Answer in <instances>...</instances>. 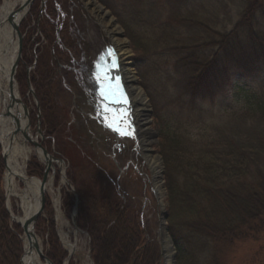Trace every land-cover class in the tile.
Masks as SVG:
<instances>
[{
  "label": "rangeland",
  "instance_id": "rangeland-1",
  "mask_svg": "<svg viewBox=\"0 0 264 264\" xmlns=\"http://www.w3.org/2000/svg\"><path fill=\"white\" fill-rule=\"evenodd\" d=\"M58 1L70 2V9L64 6L63 12L72 21V32L63 29L56 35L54 25L60 20L53 0H34L18 26L22 43L14 77L18 98L28 110L29 135L53 159L62 161L53 162V169L48 170L47 182L51 178L52 185L45 187L43 212L33 228L39 249L52 264H94L91 237L77 223L79 193L95 203L98 213L114 212L115 206L122 205L119 197L123 196L130 220L137 212L141 215L148 264H172L173 252L163 250L159 239L162 212L175 251L174 264H178L167 222L170 205L165 156L181 141L194 146L192 150L199 154L205 153V147L219 148L222 138L236 139L250 127L254 113L264 106V66L249 76L234 70L227 77L222 74L217 92L218 79L212 78V74L219 75L221 66L211 63L219 53V36L233 30L246 0H94L110 13L122 31L121 38L128 41L131 70L149 101L146 118L154 131L153 155L161 162L163 206L141 147L127 143V148L117 153L112 136L93 117L90 63L111 41L83 2ZM46 2L47 7L43 5ZM3 3L0 0V7ZM260 3L255 31H264V22H260L264 0ZM19 6L15 4L12 10ZM184 58L186 67H181ZM204 82L206 91L200 90ZM37 123L40 134H36ZM26 146L32 152L25 164L26 176L41 181L45 163L34 154L31 143ZM2 154L0 146V231L2 218L7 225L0 247L7 264H20L24 236L12 217L22 216L21 202L6 197ZM37 168L41 176L35 173ZM23 190L24 185L17 181V192ZM75 229L81 232L78 242ZM64 237L75 246V254L68 253ZM57 254L60 258H53ZM218 257L219 264H264V231L256 239L222 247ZM199 259V264L210 260L208 251Z\"/></svg>",
  "mask_w": 264,
  "mask_h": 264
},
{
  "label": "trees",
  "instance_id": "trees-1",
  "mask_svg": "<svg viewBox=\"0 0 264 264\" xmlns=\"http://www.w3.org/2000/svg\"><path fill=\"white\" fill-rule=\"evenodd\" d=\"M260 9V0H246L233 30L219 36V53L211 60L221 65L219 75L212 74L218 79L216 92L219 80L232 70L249 76L264 66V31H255V14ZM260 20L264 22V17ZM186 63L187 58L182 59L181 67ZM201 87L208 90L205 82ZM258 109L254 123L236 134V139L222 138L219 148L205 147V153L199 154L192 150L194 146L181 141L165 156L170 205L167 222L178 264H199L201 254L207 251L210 260L204 264H219L222 247L256 239L264 231V106ZM40 172L37 168L35 173L41 176ZM119 198L122 205L115 206L114 212L98 213L95 203L79 193L77 223L91 237L94 264H148L141 215L137 212L130 220L123 196ZM2 224L0 239L7 232L3 218ZM2 249L0 264H7ZM57 255L53 258H60Z\"/></svg>",
  "mask_w": 264,
  "mask_h": 264
},
{
  "label": "bare ground",
  "instance_id": "bare-ground-1",
  "mask_svg": "<svg viewBox=\"0 0 264 264\" xmlns=\"http://www.w3.org/2000/svg\"><path fill=\"white\" fill-rule=\"evenodd\" d=\"M26 0H4L3 5L0 7V107L1 113L6 112L5 109L9 103V76L12 64L16 60L17 55V37L12 34V28L10 23L7 22V18L13 13L12 8L15 4L21 5ZM84 3L85 8L89 10V14L101 27L103 32L107 35L111 41L115 51L117 53L121 72L125 87L130 96L135 122L138 127V139L137 143L143 151V155L146 159L149 169L151 170L155 183L156 195L161 200L163 197V186L160 182L161 177V162L160 158L153 155L152 144L154 140V131L150 126V122L146 118V113L149 110V101L146 97L145 91L138 85L134 73L131 70L129 43L127 40L121 38L122 31L117 26L114 18L106 10H103L99 4L94 0H80ZM26 9L18 16L20 19ZM14 97L18 98L16 88H14ZM10 112L17 117L21 130L24 129L26 120L24 119V112L22 106H14L10 109ZM24 119V120H23ZM13 118H1L0 117V145L3 152L7 155L6 169L4 177V185L7 192V199L10 197H17L21 202V217H12V221L16 224L23 225L24 222L35 212L38 207L39 201V188L41 182L37 179L27 178L25 173V164L32 153L31 150L24 144L23 137L15 135L11 138V134L14 132ZM35 141V140H34ZM34 154L45 163V156L38 149ZM53 169V162L49 164ZM17 181L24 185V190L20 193L17 192ZM62 183H65L62 178ZM47 184V185H46ZM52 185V179L50 178L46 183V186ZM163 206L162 200L160 201ZM163 209V207H162ZM163 213V212H162ZM73 235L76 242L81 235L77 229L73 230ZM64 245L67 248L68 253L75 254L76 248L70 243L66 237L63 238ZM163 250L169 251V242L164 239ZM24 251L27 252L30 248L29 243L23 239ZM24 264H42L39 256L34 249H31L30 254L24 259Z\"/></svg>",
  "mask_w": 264,
  "mask_h": 264
},
{
  "label": "water",
  "instance_id": "water-1",
  "mask_svg": "<svg viewBox=\"0 0 264 264\" xmlns=\"http://www.w3.org/2000/svg\"><path fill=\"white\" fill-rule=\"evenodd\" d=\"M34 0H26L24 3H22L19 8L17 9V11H13L12 14H10L7 18V22L10 23L11 28H12V34L17 37V55H16V60L15 62L12 64L11 67V71H10V76H9V80H8V84H9V103L8 106L6 107L4 113H0V117L1 118H9L12 117L13 118V122H14V132L11 134V138L14 137L15 135L20 134L23 139H24V144H26V142L31 143L34 146V151L36 153V150H40L43 155L45 156L46 160H45V170L43 172V176H42V180L40 188H39V201H38V207L35 210V212L24 222L23 225H20V227L22 228L23 231V236L25 238V240L29 243V250L27 252L24 251L21 259H20V264H24V259L30 254L31 249H34L37 253V255L39 256L40 260L43 261L45 264H52L49 259L44 256L38 246L33 228H34V224L36 223L38 217L41 215V213L43 212V207H44V203H45V196H44V191H45V183H46V179H47V175H48V170L52 167L49 166L50 163L52 162H56L57 164H61V161L57 160V159H53L44 148L41 147V145L39 143H37L36 141H34L31 136L29 135V118H28V110L27 108L22 104V102L19 100V98H15L14 97V88H15V71L17 69L18 63H19V59H20V51H21V43H22V36L18 31V26L19 23L21 21V18L23 16H25L31 6V4L33 3ZM26 9L24 11V13L22 14L21 18L19 19L18 16L21 14V12H23V10ZM22 106L23 112H24V119L26 120V123L24 125V129L21 130L20 128V123L17 119V117H15L11 112L10 109L13 108L14 106ZM23 119V120H24ZM36 134H40L39 131V123H37V132ZM1 146V145H0ZM2 148V147H1ZM3 151V149H2ZM6 158L7 155L3 152L2 154V159L5 165V169H6ZM162 217L159 220V225H160V230H159V239H160V243L161 245H164L165 240L167 239V241L169 242V249L173 252L172 255V260L171 263L174 264V260H175V251L174 248L172 246V243L170 241V238L167 235V230L166 228L163 226V220H164V215L163 213ZM74 223V220H73ZM19 225V224H18Z\"/></svg>",
  "mask_w": 264,
  "mask_h": 264
},
{
  "label": "snow or ice",
  "instance_id": "snow-or-ice-1",
  "mask_svg": "<svg viewBox=\"0 0 264 264\" xmlns=\"http://www.w3.org/2000/svg\"><path fill=\"white\" fill-rule=\"evenodd\" d=\"M107 56L111 58V67L105 66L102 69V77L101 75H97V81L101 83V95L110 103H121L127 105L128 101L126 96L121 90V86L119 83V78H115V81H113V78L111 77L110 73L113 68L118 67L117 57L116 53L113 49L109 48L107 50ZM98 70H101V65H97ZM105 119H111V123L108 124V127L113 128L114 131L119 132L121 135H130V132H127L123 130L127 127L128 123V112L125 109L124 111H117L112 112L107 105H105Z\"/></svg>",
  "mask_w": 264,
  "mask_h": 264
},
{
  "label": "flooded vegetation",
  "instance_id": "flooded-vegetation-1",
  "mask_svg": "<svg viewBox=\"0 0 264 264\" xmlns=\"http://www.w3.org/2000/svg\"><path fill=\"white\" fill-rule=\"evenodd\" d=\"M46 1H48V0H46ZM59 2V1H58ZM53 3H54V5H53V7H55V10H56V16H57V19H59L60 20V23L58 24V22L54 25V26H57V28H56V35H58L59 33H62L63 31V29H65V31H66V33H68V32H72V21H71V19H66V15H65V13L63 12V8H64V6H65V8L67 7V9H70V2H63V1H61V2H59V3H56V0H53ZM47 2L45 3V4H43V5H45V7H47ZM51 10V9H50ZM66 10V9H65ZM48 11H49V9H48ZM48 11H46L45 10V14L48 12ZM41 13H42V11H41ZM49 13H50V11H49ZM61 18V19H60ZM68 18V17H67ZM65 19V20H64ZM66 21H67V23H66ZM57 39V38H56ZM59 39V38H58ZM56 40V43L57 44H60V42H59V40Z\"/></svg>",
  "mask_w": 264,
  "mask_h": 264
}]
</instances>
